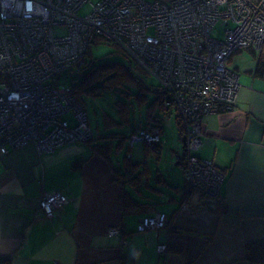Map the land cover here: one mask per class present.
I'll use <instances>...</instances> for the list:
<instances>
[{
  "label": "built area",
  "instance_id": "obj_1",
  "mask_svg": "<svg viewBox=\"0 0 264 264\" xmlns=\"http://www.w3.org/2000/svg\"><path fill=\"white\" fill-rule=\"evenodd\" d=\"M94 42L111 44L159 81L185 127L187 187L203 205L217 206L225 175L198 155L202 119L237 105L240 76L228 62L238 51L262 49L264 0H0V154L92 139L87 110L67 79L86 65ZM68 201L45 193L39 207L51 219ZM167 226V215L157 214L137 231Z\"/></svg>",
  "mask_w": 264,
  "mask_h": 264
},
{
  "label": "crops",
  "instance_id": "obj_2",
  "mask_svg": "<svg viewBox=\"0 0 264 264\" xmlns=\"http://www.w3.org/2000/svg\"><path fill=\"white\" fill-rule=\"evenodd\" d=\"M243 51L261 50L234 55ZM254 58L255 66L243 73L229 66L240 76L235 108L202 119L198 155L225 175L217 206L192 195L179 158L184 185L174 182L165 190L168 183L157 168V184L147 191V161L136 163L134 184L119 181L122 160L117 166L112 160L116 148L99 147L115 140L96 138L90 124L89 141L51 152L29 143L0 154V264H256L244 257L249 243L264 241V76L254 75ZM122 188L137 206L122 207ZM54 192L69 201L47 219L39 203ZM157 214L167 215L165 229L137 231L144 217ZM115 228L120 233L110 236ZM159 245L167 252L159 253Z\"/></svg>",
  "mask_w": 264,
  "mask_h": 264
},
{
  "label": "trees",
  "instance_id": "obj_3",
  "mask_svg": "<svg viewBox=\"0 0 264 264\" xmlns=\"http://www.w3.org/2000/svg\"><path fill=\"white\" fill-rule=\"evenodd\" d=\"M93 45H99L97 42H94ZM114 47V46H113ZM253 54L257 57V65L254 70V75L257 77L264 76V45L260 53L252 51ZM114 54L124 57L128 60V63L121 61H110L100 65H96L93 62L87 61L86 65L83 66L80 70L76 71L77 74H81L80 78L74 83L76 97L78 101L85 106L86 101L83 97V94L87 96H105L106 93L115 92L117 98L113 105L118 109V112L121 114V117L117 120L109 117L107 114L102 115V125L105 133L103 136L115 140L117 145L115 148H120L121 141L124 139H130L134 134H139L140 131L148 129V127H156L152 124V120L162 122L163 117L161 115L162 110L169 111L170 114L173 113V107L168 108L166 106V95L161 93L159 87V81L151 76H149L141 68L134 65L132 60L125 54L116 51ZM151 78L156 82V84L147 83L145 78ZM114 82H123L119 85H112ZM123 85V88H121ZM110 88L114 91H110ZM142 90H147L152 94V97L147 93H142ZM121 94L128 97L123 98ZM142 97H147L145 104H142L139 100ZM104 98V97H102ZM138 101L140 106H144V117L138 118V123L135 124V118H131V109L134 101ZM121 102V105H119ZM123 108V109H122ZM175 122L178 130V135L180 140H183L185 134V127L181 118L175 114ZM111 121L113 124L118 125L111 128H108L107 124ZM125 123H128V126H124ZM139 124L135 127L134 125ZM120 127V128H117ZM109 142L105 145L99 146L101 151L107 152L110 148ZM139 143V142H138ZM183 144V142H182ZM162 148V141L159 144H156ZM158 150L157 148H155ZM184 157H185V146H183V153L179 156V165L184 167ZM124 157L122 159V168L118 170L119 181L123 182L125 179L129 184H134L137 180V176L134 175V168L136 164L132 160ZM182 167V168H183ZM186 183V182H185ZM139 203L131 196L129 191H126L122 188L121 192V205L123 208L135 207ZM245 259L256 264H264V241L252 242L246 246L245 249Z\"/></svg>",
  "mask_w": 264,
  "mask_h": 264
},
{
  "label": "rangeland",
  "instance_id": "obj_4",
  "mask_svg": "<svg viewBox=\"0 0 264 264\" xmlns=\"http://www.w3.org/2000/svg\"><path fill=\"white\" fill-rule=\"evenodd\" d=\"M220 30V36L222 37L223 29L221 26L218 27ZM116 52V49L107 42H101L99 45H93L90 51V55L87 57V60L90 62H93L96 65H100L106 62L110 61H121L128 63V60H126L124 57L119 56L117 54H114ZM256 64L254 55L249 53L248 51H243L240 54L234 55L232 62L229 64L231 68H239V72L243 73L250 69L251 67H254ZM81 74H77V72H74L70 77L67 79L69 82L77 80L80 78ZM145 81L147 83L156 84L154 80L151 78L146 77ZM77 83V81H75ZM123 82H114L112 85L116 86L122 84ZM123 88V85L122 87ZM110 91H114L110 88ZM143 94L147 93L152 97V94L147 90L141 91ZM117 94L115 92H107L105 96H87V94H83V97L86 101V110L88 112L89 121L93 130V133L96 138L98 136L105 133L104 129L102 128V115L107 114L109 117L117 120L121 117V114L118 112V109L115 107L114 102L117 98ZM123 98H126L128 96L121 94ZM104 97V98H102ZM147 97L140 98V102L142 104H145L147 101ZM121 107L122 104L120 102ZM123 109V108H122ZM176 113L173 111L172 114H170L169 111H161V115L163 117V120L161 123L158 121L152 120V124L156 127H148V129L141 131V135L138 136L136 134L133 135L132 139H124L121 141L120 148L124 147L126 143H128L122 150L117 151L116 149H113L112 153V160L115 166L120 164V161L127 156L132 155V161L134 164L140 163L143 161H147L150 169H151V175L152 180L149 182V186L146 190L152 191L151 187L155 186L156 181V171L157 168L160 169L161 174L164 175L167 185L165 190H168V187L171 185H174V182H178L181 185H184V181L181 177L180 173V166L176 165L179 156L183 153V144L182 141L179 138L178 130L175 122V115ZM144 106H140L138 101H134L131 109V118H135V124L138 123V118L144 117ZM102 118V119H101ZM99 123L100 128H97V124ZM128 123H125L124 126H128ZM108 128L118 126L113 124V122L109 121L107 124ZM135 127L139 126V124L134 125ZM163 127V128H162ZM120 128V127H117ZM164 129V131H163ZM154 137L156 139V143L160 140L162 141V148L155 145L152 140H149V138ZM111 140V139H108ZM139 142V143H138ZM138 143V144H136ZM29 144V143H28ZM136 144V146H135ZM27 145V144H26ZM114 148L117 145L116 141H113ZM129 145V146H128ZM186 145V140H185ZM25 146V145H24ZM135 146V147H134ZM23 147V146H21ZM19 147V148H21ZM134 147V149H133ZM119 148V149H120ZM128 148L129 152H128ZM157 148L158 150H156ZM18 149V148H16ZM15 150V149H13ZM12 151V150H11ZM10 151V152H11ZM118 152V153H117ZM146 153L147 157H146ZM161 153V154H160ZM8 154V153H7ZM160 154L159 156H156ZM6 155V154H4ZM183 167V166H182ZM155 179V181H154ZM171 190H169L170 192Z\"/></svg>",
  "mask_w": 264,
  "mask_h": 264
},
{
  "label": "bare ground",
  "instance_id": "obj_5",
  "mask_svg": "<svg viewBox=\"0 0 264 264\" xmlns=\"http://www.w3.org/2000/svg\"><path fill=\"white\" fill-rule=\"evenodd\" d=\"M162 2H172L173 0H161ZM182 23H188L187 20H182Z\"/></svg>",
  "mask_w": 264,
  "mask_h": 264
},
{
  "label": "water",
  "instance_id": "obj_6",
  "mask_svg": "<svg viewBox=\"0 0 264 264\" xmlns=\"http://www.w3.org/2000/svg\"><path fill=\"white\" fill-rule=\"evenodd\" d=\"M185 140H186V137H183V140H182L183 146H185Z\"/></svg>",
  "mask_w": 264,
  "mask_h": 264
}]
</instances>
